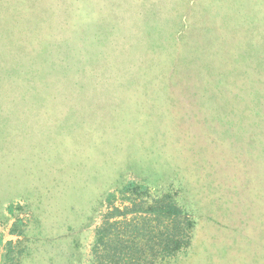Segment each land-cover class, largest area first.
Here are the masks:
<instances>
[{"label":"rangeland","instance_id":"1","mask_svg":"<svg viewBox=\"0 0 264 264\" xmlns=\"http://www.w3.org/2000/svg\"><path fill=\"white\" fill-rule=\"evenodd\" d=\"M87 2L0 0V264H92L156 197L193 221L160 264H264V0Z\"/></svg>","mask_w":264,"mask_h":264},{"label":"trees","instance_id":"2","mask_svg":"<svg viewBox=\"0 0 264 264\" xmlns=\"http://www.w3.org/2000/svg\"><path fill=\"white\" fill-rule=\"evenodd\" d=\"M83 2L87 3L89 9L94 10V2ZM83 21L90 24L92 20L85 17ZM77 32L78 30H75V33ZM93 42L95 41L90 38L86 41ZM44 50L48 51L49 47ZM53 58L50 57L49 64L53 62ZM85 65L90 64H83ZM66 67L67 65H62L55 68L61 74H66ZM72 69L74 72L82 70L80 66L71 67L70 70ZM72 102L69 101L70 105L67 106V115H74ZM140 202L133 200L132 207L127 206L123 211L115 207L106 216L95 234L92 264H160L177 257L190 246L193 221L184 215V211L174 199L156 197L147 202ZM130 215L132 217H129ZM8 245L12 247L13 242L10 241ZM26 255H31L30 249ZM46 257L45 254L44 258L47 260ZM23 262V259H19L16 264ZM40 264H44L43 258Z\"/></svg>","mask_w":264,"mask_h":264}]
</instances>
